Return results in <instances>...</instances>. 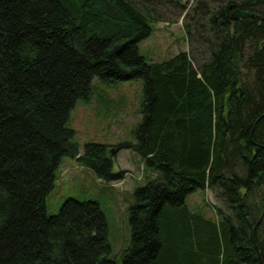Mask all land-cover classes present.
<instances>
[{
  "label": "trees",
  "instance_id": "1",
  "mask_svg": "<svg viewBox=\"0 0 264 264\" xmlns=\"http://www.w3.org/2000/svg\"><path fill=\"white\" fill-rule=\"evenodd\" d=\"M209 1L196 69L186 52H138L162 0H0V264H264V0ZM233 9L254 17L232 21ZM136 79L142 118L117 149L156 175L133 192L118 261L97 203L69 199L48 217L45 199L64 156L118 179L102 145L78 156L67 124L94 80ZM205 190L229 213L186 205Z\"/></svg>",
  "mask_w": 264,
  "mask_h": 264
},
{
  "label": "rangeland",
  "instance_id": "2",
  "mask_svg": "<svg viewBox=\"0 0 264 264\" xmlns=\"http://www.w3.org/2000/svg\"><path fill=\"white\" fill-rule=\"evenodd\" d=\"M162 1L163 4L156 5V8L163 6L157 10L161 13L156 17L159 20L149 21L151 34L138 44L139 54L148 63H159L179 52H186L194 68L198 69L209 57V48L202 38L208 19L206 11L220 2ZM195 7H198L197 11L193 10ZM186 23L191 28V43L187 40ZM246 80L250 82L252 79L246 77ZM142 101V82L139 79L116 83L92 82L91 95L76 102L70 111L67 127L74 131L72 143L77 147L78 156L84 154L88 143L102 145L112 162V172L119 175L118 179H99L94 170L64 156L55 171L54 186L45 199L48 217L56 215L69 199L97 203L106 219L110 258L118 261L130 240L128 208L133 202V192L156 175L135 152L117 149L119 143L133 140L132 131L142 118ZM185 203L212 221L218 219L215 208L229 213L226 204L211 190L196 191L186 197Z\"/></svg>",
  "mask_w": 264,
  "mask_h": 264
},
{
  "label": "water",
  "instance_id": "3",
  "mask_svg": "<svg viewBox=\"0 0 264 264\" xmlns=\"http://www.w3.org/2000/svg\"><path fill=\"white\" fill-rule=\"evenodd\" d=\"M232 5L229 6V9H232ZM230 17L232 21H237L244 18H252L254 17V14L247 11H242L240 9H233L231 10ZM256 18L261 21L263 20L260 16H256ZM221 23V22H220ZM263 211H264V205H263Z\"/></svg>",
  "mask_w": 264,
  "mask_h": 264
}]
</instances>
